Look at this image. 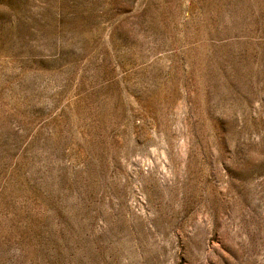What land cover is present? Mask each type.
<instances>
[{
  "label": "rangeland",
  "instance_id": "obj_1",
  "mask_svg": "<svg viewBox=\"0 0 264 264\" xmlns=\"http://www.w3.org/2000/svg\"><path fill=\"white\" fill-rule=\"evenodd\" d=\"M0 264H264V0H0Z\"/></svg>",
  "mask_w": 264,
  "mask_h": 264
}]
</instances>
